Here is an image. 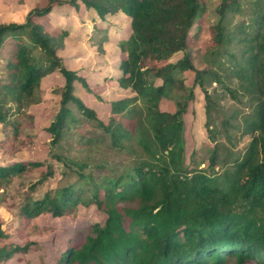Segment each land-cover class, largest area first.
<instances>
[{"label":"trees","instance_id":"16d2710c","mask_svg":"<svg viewBox=\"0 0 264 264\" xmlns=\"http://www.w3.org/2000/svg\"><path fill=\"white\" fill-rule=\"evenodd\" d=\"M66 5L96 14L93 26L100 45L109 40L104 23L110 26L119 14L129 20V33L116 39L122 58L118 80L136 97L112 103L109 123L78 93L81 87L102 100L97 88L63 63L70 29L52 34L43 23ZM204 8L202 0H49L44 8L32 9L24 23L0 24V146L12 147L24 132L23 124L13 119L18 114L9 118L12 106L20 111L40 104L42 83L55 73L65 84L60 110L46 129L51 145L62 147L81 123L72 105L95 126L93 133L76 134L83 159L54 155L65 176L70 172L76 180L38 199H26L19 207L25 226L41 216L70 218L80 208L103 214V221L95 223L81 243H69L57 264H227L229 259L234 264H264V0H220L219 20L211 27L215 45L205 55L210 69L200 71L190 47L206 32ZM246 12L248 19L236 28L225 25L231 14ZM235 44L239 56L230 49ZM178 54L182 58L174 62ZM216 70L236 79L239 89L226 87ZM186 71L195 74L204 94L205 126L215 144L202 169L186 162L184 116L194 92L178 103L176 113L161 109L174 90L180 85L183 90L177 75ZM210 75L231 97L243 95L252 108L242 121V133L251 136L242 154L228 148L227 155L220 154L216 138L224 134L232 142L228 130L239 126L231 122L235 116L226 117L220 127L213 123L216 102L205 87ZM45 166L42 180L55 174L50 162L1 166L0 186ZM126 204L136 207L121 206ZM32 245L0 247V264L27 254Z\"/></svg>","mask_w":264,"mask_h":264},{"label":"rangeland","instance_id":"374dc122","mask_svg":"<svg viewBox=\"0 0 264 264\" xmlns=\"http://www.w3.org/2000/svg\"><path fill=\"white\" fill-rule=\"evenodd\" d=\"M48 1L0 0V24L24 23L32 9L44 8ZM202 2L205 7L203 24L206 23L204 26L206 25L207 29L206 32L204 31L202 39L192 44L190 53L195 67L200 71H207L210 69V65L208 60L206 61L207 56L205 55L215 45L211 27L215 26L219 20L220 0H202ZM246 6L247 4L243 8ZM248 17L247 12L241 13V15L231 14L225 21V25L236 28ZM95 19H97L96 14L87 11L84 7L80 11H75L71 5H66L64 8H56L43 20V23L52 34L70 29V37L67 39L65 50L62 53L63 63L68 69L80 72L93 88H97L102 100L82 91L81 87H78V93L85 104L92 108L100 119L109 123L113 115L112 103L136 97V94L126 84L118 80L121 75L119 64L122 58L119 47L116 45V39L127 35L130 26L128 18L122 14L111 19L110 26L104 23V27L109 31V40L100 45L99 39L101 38L94 32L93 21ZM197 27L196 25L194 28L197 29ZM238 47L235 44L230 49L238 54ZM181 58L182 54H178L173 61L177 62ZM207 59L211 62L210 58ZM216 73L221 74L226 87L239 89L236 79H229L222 71L220 73L216 70ZM195 77V74L189 71L179 73L177 78L183 82V90L181 85L174 90L173 94L163 102L161 109L171 114L176 113L179 109L178 103L186 99L190 92H194L193 100H191L188 112L184 116L187 142L186 162L187 164L193 162L192 167L199 166L202 169L205 168V163L209 159L208 150L215 144L208 138L205 126L207 123L206 103L203 92L199 86H196ZM150 81L152 80L150 79ZM214 81V76L210 75L205 78V87L209 93L213 94L216 102L211 116L213 123L220 127L226 117L235 116L231 122L239 126L238 129H227L234 136L232 142H229L224 134L216 138V143L221 145L220 154L224 157L227 155L228 149L234 155L242 154L251 137L250 134L242 133V121L246 115L251 113L252 108L243 95L235 99L223 85L213 83ZM156 83L160 84V82ZM64 84L65 80L61 74L50 75L42 83L40 92L42 102L40 104L30 107L26 105L20 111L17 107L12 106L9 114V118L18 114L13 119H18L23 124L24 132L12 147L3 148L0 146V167L29 162H40L46 165L50 162L55 169V174L53 177L42 180L43 175L47 172L45 166L39 170L28 171L20 177L12 178L8 184L0 186V227L6 234V238L0 239V247L10 244L24 246L29 242L33 244L27 254H19L14 260L5 264H57L59 257L71 241L74 245L81 243L83 237L90 233L91 227L104 219L103 214L93 208H80L78 213L70 218L56 219L47 215L31 221L29 226L20 222L19 207L26 199H38L48 191L66 186L76 180L70 172L65 176L63 166L57 162L54 155L62 153L65 157L83 159L85 152L77 147L79 137L76 134L95 130L94 124L84 119L78 109L72 105L71 109L74 115L81 120V123L71 131V135L63 142L62 147L57 148L51 145L52 139L46 129L50 127L60 110ZM2 139H4V134L0 124V141ZM194 152L196 154L192 156ZM120 160L122 159H117V161ZM221 169L220 166L217 171L221 172ZM34 184L37 185L32 188L31 186ZM121 206L136 207L135 204ZM227 264H234V260L229 259Z\"/></svg>","mask_w":264,"mask_h":264}]
</instances>
